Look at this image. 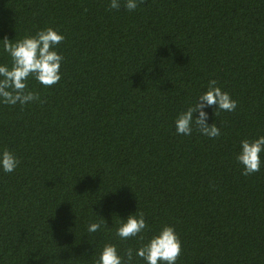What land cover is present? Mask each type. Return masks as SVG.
Instances as JSON below:
<instances>
[{"label":"trees","instance_id":"trees-1","mask_svg":"<svg viewBox=\"0 0 264 264\" xmlns=\"http://www.w3.org/2000/svg\"><path fill=\"white\" fill-rule=\"evenodd\" d=\"M110 2L0 0V40L64 36L60 81L30 77L37 100L0 103V150L19 161L0 171V264H95L106 244L127 260L164 226L176 264H264V164L244 175L236 159L264 136V0ZM213 80L236 101L205 109L220 135H178ZM134 212L143 240H121Z\"/></svg>","mask_w":264,"mask_h":264},{"label":"clouds","instance_id":"clouds-1","mask_svg":"<svg viewBox=\"0 0 264 264\" xmlns=\"http://www.w3.org/2000/svg\"><path fill=\"white\" fill-rule=\"evenodd\" d=\"M140 0H125L129 11L135 10ZM120 0H111L110 8L119 9ZM64 40V36L57 30L47 28L36 33L35 36H26L14 43L8 38L3 40V51L11 58V67L0 64V103L24 105L37 100L39 97L28 88V79L34 77L44 86H52L61 79V64L63 57L57 51V46ZM216 82L210 81L207 91L198 96L194 105L180 112L175 121V130L178 135H191L195 125L202 135L216 138L220 130L215 124L209 125L206 108L213 105L221 111H233L236 101L228 93L215 86ZM195 114V115H194ZM240 150L236 156L237 161L243 166L242 174L249 175L258 172L264 164V136H259L253 141L247 139L240 141ZM17 157L7 149L0 150V171L13 172L18 166ZM105 221V220H104ZM106 223V222H105ZM143 214H129L121 219L116 229V235L121 240L139 238L143 240L142 233L147 228ZM102 228L101 223H90L88 231L95 233ZM181 253V242L171 226H164L147 243L135 249H129L125 260L113 244H106L95 264H132L134 256L142 259L145 264H176Z\"/></svg>","mask_w":264,"mask_h":264}]
</instances>
